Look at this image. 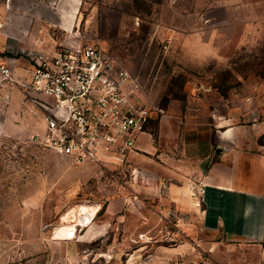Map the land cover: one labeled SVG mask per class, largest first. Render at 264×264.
<instances>
[{"label": "rangeland", "instance_id": "rangeland-1", "mask_svg": "<svg viewBox=\"0 0 264 264\" xmlns=\"http://www.w3.org/2000/svg\"><path fill=\"white\" fill-rule=\"evenodd\" d=\"M41 1L53 0H0V29L9 15L19 21ZM73 19L71 27L32 23L30 30L47 33L45 48L70 38L93 43L129 69L147 104L158 108L148 131L162 115L190 109V119L243 125L264 150V0H80ZM26 26L20 20L19 36L29 34ZM39 50L9 54L31 66ZM28 143L0 139V150L21 175L17 181L42 177L48 187L32 198L31 212L23 209L27 219L13 221L14 233L1 235L0 264H263L249 244L203 229L172 200L167 181L158 182L150 160L131 154L121 164L79 162ZM196 176L185 189L198 203ZM118 197L122 205L109 214L107 203ZM83 202L100 204L96 217L73 239H54L63 214Z\"/></svg>", "mask_w": 264, "mask_h": 264}, {"label": "crops", "instance_id": "crops-1", "mask_svg": "<svg viewBox=\"0 0 264 264\" xmlns=\"http://www.w3.org/2000/svg\"><path fill=\"white\" fill-rule=\"evenodd\" d=\"M79 5L80 0H53L29 6V12L20 19L29 27L26 28L29 34L23 36L15 30L20 20L15 21L9 15L10 19L3 21V29H0V65L10 66L17 80L29 82L30 63L24 56L13 57L9 53L53 49L45 48L50 40L46 32L31 33L32 23L38 28L48 25L71 27ZM6 94H10L8 101L2 100ZM192 111L189 109L186 115L183 112L162 115L155 132L147 130L139 135L137 150L132 155L141 163L150 160L158 182L167 181L172 200L182 202L203 229L230 241L249 244L264 264V150L243 125L230 123V119L225 124L190 119ZM44 128L42 113L27 106L20 87L14 85L11 88L9 83L2 82L0 139L25 140L42 148L37 135H42ZM43 149L71 159L68 155ZM4 153L0 150V237L4 233L7 236L14 233L13 221L27 219L23 209L31 212L32 198H39L48 187L47 179L42 177L38 182L29 178L17 181L16 177L21 175L14 164L9 165ZM46 165L47 161L43 160L40 168ZM195 175L206 189L198 203L185 189L187 180H192ZM178 179L185 184L175 185L174 181ZM122 203L121 197L111 199L107 203V212L112 214ZM73 209L63 214L64 222L55 228L54 239H73L76 234L71 238H60V227L65 223H75L78 230L87 218L96 217L100 206L94 213L84 210L81 222L76 220ZM43 215L42 222L46 218Z\"/></svg>", "mask_w": 264, "mask_h": 264}, {"label": "built area", "instance_id": "built-area-1", "mask_svg": "<svg viewBox=\"0 0 264 264\" xmlns=\"http://www.w3.org/2000/svg\"><path fill=\"white\" fill-rule=\"evenodd\" d=\"M31 53L29 82L0 65V92L4 81L18 85L27 106L42 113L45 128L38 142L79 162H125L158 109L145 101L140 79L93 43L70 38L58 49ZM197 186L195 198L206 190L202 182Z\"/></svg>", "mask_w": 264, "mask_h": 264}, {"label": "bare ground", "instance_id": "bare-ground-1", "mask_svg": "<svg viewBox=\"0 0 264 264\" xmlns=\"http://www.w3.org/2000/svg\"><path fill=\"white\" fill-rule=\"evenodd\" d=\"M99 204H90L88 202L79 204L77 207H74L73 211L77 215V221L81 222L80 216L82 215L84 210H88L92 213L96 212L99 208ZM100 211V210H99ZM96 214V213H95ZM77 226L75 223H67L62 225L58 231V236L60 238H71L76 234Z\"/></svg>", "mask_w": 264, "mask_h": 264}]
</instances>
